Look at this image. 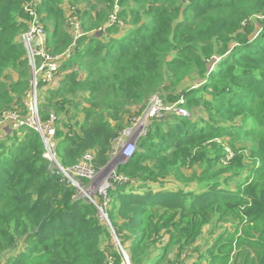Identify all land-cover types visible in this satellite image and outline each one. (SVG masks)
<instances>
[{
	"label": "trees",
	"instance_id": "1",
	"mask_svg": "<svg viewBox=\"0 0 264 264\" xmlns=\"http://www.w3.org/2000/svg\"><path fill=\"white\" fill-rule=\"evenodd\" d=\"M30 3L48 52L72 47L38 86L63 167L88 152L106 167L156 93L186 113L154 120L117 165L109 221L36 129L0 132V264H124L121 248L131 264H264V0H0V116L30 114ZM116 6L124 26L108 25Z\"/></svg>",
	"mask_w": 264,
	"mask_h": 264
},
{
	"label": "built area",
	"instance_id": "2",
	"mask_svg": "<svg viewBox=\"0 0 264 264\" xmlns=\"http://www.w3.org/2000/svg\"><path fill=\"white\" fill-rule=\"evenodd\" d=\"M26 10L30 15L29 28L22 34L21 39L25 46L29 63L33 68L32 89L29 92L27 100L30 106V114L26 118H21L17 112H4L0 116V126L3 125V121H12L13 129H9L11 131L16 128H20L21 126L36 129L40 133L44 142L45 156L55 164L58 172H60L76 187L77 194H75L74 197L84 196L91 199L93 202L98 204L97 207H99V212H104L103 207L107 205L109 200L108 192L112 185V178L118 180H123L124 178L119 177L114 171L110 181L106 178L100 180L99 185H102L100 192L103 194V201L102 204H99L96 201V197L93 198L89 195H84V185L86 184L87 190L91 189V185L99 177H101V172L104 171L108 165L100 170H97L92 163V152L86 153L77 165L70 168L63 167L59 163L56 157L57 141L55 139V117L51 116V118L46 121L40 119L38 111V86L40 82L51 83L54 80V75L57 69L61 66L65 59L70 57L72 47L62 54L54 55L48 52L46 49L47 30L41 22L38 11L31 3L27 5ZM117 11L118 7L116 6L115 12L109 16L108 25L119 24L120 26H124V22L118 19ZM70 22L75 40H77L85 34V31L82 28L81 20L77 15H73L70 17ZM99 31H105V28L101 27L99 28ZM74 44L75 42L73 45ZM147 106V110L136 118L133 125L128 129L125 128L115 140L112 150V158L117 159V163L127 161L133 156L137 149L139 140L146 135L154 120L162 118L164 116L163 114L169 111H176L180 114L186 113V110L180 108L177 102L173 104H164V101L159 96H156V94L150 97ZM118 158L120 160H118ZM115 241L119 244L117 239ZM121 251L124 257V264H131L127 252L123 248H121Z\"/></svg>",
	"mask_w": 264,
	"mask_h": 264
},
{
	"label": "rangeland",
	"instance_id": "3",
	"mask_svg": "<svg viewBox=\"0 0 264 264\" xmlns=\"http://www.w3.org/2000/svg\"><path fill=\"white\" fill-rule=\"evenodd\" d=\"M77 8H80L79 6L77 7ZM73 15H77V12H76V10H71L70 11V13H69V17L70 16H73ZM38 93H39V96H41V94H42V90L41 89H38ZM156 96H159L163 101H164V104H168V103H166V101L164 100V98L161 96V94L160 93H156ZM148 104V103H147ZM170 104H172V103H170ZM149 106V105H148ZM148 106L146 105V108L143 110V112H142V114L147 110V108H148ZM196 112L197 113H203V111H202V109H197L196 110ZM168 113V112H167ZM167 113H164L163 115H166ZM141 115V114H140ZM139 115V116H140ZM136 118H138V116L137 117H135V118H133L132 119V121H131V123H130V125L129 126H127L126 127V129H128V128H130L132 125H133V123L136 121ZM8 122V123H7ZM13 129V124H12V121H3V125L2 126H0V132H10V130L9 129ZM251 144L252 143H241V144H239L238 145V149L239 150H247L249 153L248 154H250V148H249V146H251ZM224 145H225V147H226V150L229 152V151H231V148L228 146V144H227V142H224ZM232 152V151H231ZM118 160H120L119 158H118ZM121 163V162H120ZM119 163H117V159H114V158H112V160H111V162L109 163V165L105 168V170L104 171H102L101 172V177H99L92 185H91V189H88L87 190V187H86V184L84 185V190H85V193H84V195H89V196H91V197H96L97 199H96V201L97 202H101L102 203V201H103V194H101V192H100V189H101V187H102V185H99V182H100V180L101 179H103V178H106V179H108L109 181H110V179H111V177H112V175L114 174V171H115V169H116V167H117V165H118ZM191 172V171H190ZM97 188V189H96ZM98 190V191H97ZM81 193V192H80ZM78 197V196H77Z\"/></svg>",
	"mask_w": 264,
	"mask_h": 264
},
{
	"label": "water",
	"instance_id": "4",
	"mask_svg": "<svg viewBox=\"0 0 264 264\" xmlns=\"http://www.w3.org/2000/svg\"><path fill=\"white\" fill-rule=\"evenodd\" d=\"M110 163V162H109ZM109 165V164H108ZM91 202H93V200L89 199ZM96 206L98 205L96 202H93ZM99 208V207H98ZM100 218L103 219V220H107L109 221L108 219V216L106 215L105 212H100Z\"/></svg>",
	"mask_w": 264,
	"mask_h": 264
}]
</instances>
